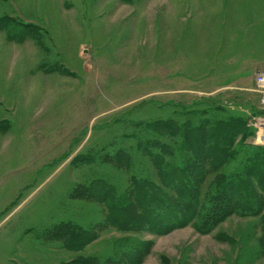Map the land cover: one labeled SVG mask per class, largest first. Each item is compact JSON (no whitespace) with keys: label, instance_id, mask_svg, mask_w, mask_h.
<instances>
[{"label":"rangeland","instance_id":"rangeland-1","mask_svg":"<svg viewBox=\"0 0 264 264\" xmlns=\"http://www.w3.org/2000/svg\"><path fill=\"white\" fill-rule=\"evenodd\" d=\"M203 1L0 0V264H264L260 93L201 67L262 37L206 33Z\"/></svg>","mask_w":264,"mask_h":264},{"label":"crops","instance_id":"crops-1","mask_svg":"<svg viewBox=\"0 0 264 264\" xmlns=\"http://www.w3.org/2000/svg\"><path fill=\"white\" fill-rule=\"evenodd\" d=\"M203 4L205 6L203 7V14L202 18L204 19V29L206 33L209 34L210 29V19L214 20L216 23L212 25L214 28L215 33H221L222 35H240V36H259L262 37L261 39L255 40V45H251L250 47V53L246 55H241L240 63H234L233 65L226 66V64L222 65V56L221 54L224 53L225 50L217 46V48L211 47L210 45L203 46L201 49L202 53V70L204 75L208 78V84H235L238 86V88H241L243 90H248L250 88H254L256 90V85L254 83V75L255 73L261 71L264 72V8H258L260 10L259 13V21L256 25L252 24V21H249L248 23H241L238 25L236 23V20L233 19L234 15L238 14V8H235L236 4H239V2H233V0H204ZM253 6H250L248 9L251 10ZM207 21V23H206ZM236 26V27H235ZM255 26V27H254ZM254 27V28H253ZM232 30H239V31H231ZM171 33H173V29L171 28ZM220 36V34H219ZM162 44H160L157 40L156 43V51L158 52L157 61L159 60L160 67L165 65L169 71L168 73H165V75L169 74L170 76L176 77L177 79H181L184 74L183 71L178 70V68L181 67V64L183 65L184 61L188 59V45L187 44H181L176 45L175 43L166 44V56L169 55V60H166L164 63L162 62ZM217 52V59L218 62L213 66L212 69H210V53ZM226 52V51H225ZM225 56V55H224ZM159 57V58H158ZM226 58V56H225ZM235 61V59H234ZM226 59L224 60V63H226ZM163 64V65H162ZM212 71V73H211ZM186 73V71H185ZM211 77V79H209ZM188 80V79H187ZM186 80V81H187ZM171 83H173L171 81ZM172 85V84H171ZM188 82H186V85H183L181 87L178 86H171L170 89H168L170 92L175 93H181L183 91H186L188 86ZM215 90V89H214ZM188 91V90H187ZM213 91L208 89V92ZM259 93V92H258ZM261 98V97H260ZM261 103V102H260ZM261 105V104H260ZM264 110V107L261 106ZM256 120V119H255ZM256 125V121L255 124Z\"/></svg>","mask_w":264,"mask_h":264},{"label":"built area","instance_id":"built-area-1","mask_svg":"<svg viewBox=\"0 0 264 264\" xmlns=\"http://www.w3.org/2000/svg\"><path fill=\"white\" fill-rule=\"evenodd\" d=\"M254 83L256 85L257 92L260 93L261 105L264 107V72L259 71L255 73ZM255 121H256V126L262 131L260 137L264 144V117H259Z\"/></svg>","mask_w":264,"mask_h":264},{"label":"trees","instance_id":"trees-1","mask_svg":"<svg viewBox=\"0 0 264 264\" xmlns=\"http://www.w3.org/2000/svg\"><path fill=\"white\" fill-rule=\"evenodd\" d=\"M260 116H263V117H264V111H262V114H261ZM209 140H210V139H208V140L205 139L206 142H209ZM205 141H203L204 145L206 144ZM263 148H264V147H263ZM216 150H217V148L214 147V150H213V151H216ZM221 198H222V197H221ZM218 199H219V197H218ZM186 209H188L187 206H186ZM143 216H144L145 220H148V218H149V213H148L147 211H143Z\"/></svg>","mask_w":264,"mask_h":264}]
</instances>
